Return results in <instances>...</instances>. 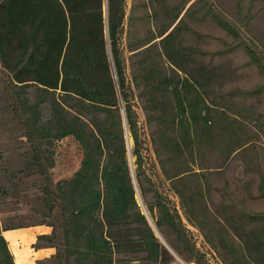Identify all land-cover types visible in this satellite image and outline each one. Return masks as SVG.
Segmentation results:
<instances>
[{
  "label": "trees",
  "instance_id": "obj_1",
  "mask_svg": "<svg viewBox=\"0 0 264 264\" xmlns=\"http://www.w3.org/2000/svg\"><path fill=\"white\" fill-rule=\"evenodd\" d=\"M133 21L126 0H0L2 70L16 87L35 86L44 94L32 107L36 138L29 132L25 136L32 145L31 164L47 182L46 201L51 211L58 210L56 219L61 222V235L47 224L53 227L52 234L40 236L34 245L56 248L51 264H86L98 227L114 209L121 220L140 223L143 261L159 263L169 254L136 199L123 110L128 139L133 142L136 183L143 197H153L148 210L155 226L161 234L169 228L184 245L188 243L177 208L147 174V139L133 105L123 39L131 54L133 84L144 99L142 108L158 166L179 195L175 181L191 171L171 173L168 164L176 157L193 155L197 129L207 131L209 138L219 134L215 103L204 90L214 75L203 65L192 73L189 67L195 50L179 40V23L173 29L140 35L133 30ZM49 98L52 118L41 125V106ZM73 99L78 109L70 103ZM69 135L80 144L84 157L79 170L70 179L58 181L55 191L36 142ZM18 228L0 227V264H16L3 231ZM113 263L136 262L117 257Z\"/></svg>",
  "mask_w": 264,
  "mask_h": 264
},
{
  "label": "rangeland",
  "instance_id": "obj_2",
  "mask_svg": "<svg viewBox=\"0 0 264 264\" xmlns=\"http://www.w3.org/2000/svg\"><path fill=\"white\" fill-rule=\"evenodd\" d=\"M126 3L128 15L134 18L132 28L140 35L173 29L179 23V40L195 50L189 67L192 73L203 65L214 75L204 90L215 103L213 114L218 116L219 134L209 138L207 131L197 129L193 155L186 159L176 157L168 164L171 173L191 171L175 181L181 195L175 193L159 168L151 145L142 108L144 99L133 84L132 59L124 37L122 50L133 105L147 139V174L171 206L177 208L188 243L184 245L177 233L167 227L163 234L158 231L148 210L153 197L141 195L134 172L140 210L169 254L159 263L143 261L146 253L142 251L140 223L121 220L114 209L98 227L87 262L111 264L122 257L135 264H264V0ZM168 73L172 74L170 69ZM204 90L200 88L199 93ZM42 96L35 86L16 87L0 63V227L53 224L61 235L58 210L49 208L44 191L47 182L31 164L32 145L25 136L29 132L30 137H35L32 107ZM51 100L41 106V125L52 118ZM70 103L78 109L76 100ZM36 143L52 180V190L56 191L58 181L70 179L79 170L83 149L72 135ZM132 148L130 140L127 153L134 170Z\"/></svg>",
  "mask_w": 264,
  "mask_h": 264
},
{
  "label": "crops",
  "instance_id": "obj_3",
  "mask_svg": "<svg viewBox=\"0 0 264 264\" xmlns=\"http://www.w3.org/2000/svg\"><path fill=\"white\" fill-rule=\"evenodd\" d=\"M53 232V227L47 225H36L27 228L9 229L3 231L5 239L9 243V248L15 257L16 264L18 263V256H16L14 250H18L21 256L23 264H51L56 255V248L41 247L34 248L40 236H48ZM10 234L12 240L6 237V234ZM86 264H102L99 262H87ZM113 264V262L111 263Z\"/></svg>",
  "mask_w": 264,
  "mask_h": 264
},
{
  "label": "bare ground",
  "instance_id": "obj_4",
  "mask_svg": "<svg viewBox=\"0 0 264 264\" xmlns=\"http://www.w3.org/2000/svg\"><path fill=\"white\" fill-rule=\"evenodd\" d=\"M6 237H7L9 240H12V237H11V235H10L9 233L6 234ZM14 252H15L16 256H18V263H19V264H23V261L21 260V256H20L19 251L16 249V250H14Z\"/></svg>",
  "mask_w": 264,
  "mask_h": 264
},
{
  "label": "water",
  "instance_id": "obj_5",
  "mask_svg": "<svg viewBox=\"0 0 264 264\" xmlns=\"http://www.w3.org/2000/svg\"><path fill=\"white\" fill-rule=\"evenodd\" d=\"M123 110V109H122ZM123 115H124V123H125V126H126V118H125V113H124V110H123ZM126 130H127V127H126ZM127 132V139H128V131ZM128 145L130 146V140L128 139ZM130 155V154H129ZM131 169H132V177H133V180H135V177H134V170H133V167H132V164H131Z\"/></svg>",
  "mask_w": 264,
  "mask_h": 264
}]
</instances>
